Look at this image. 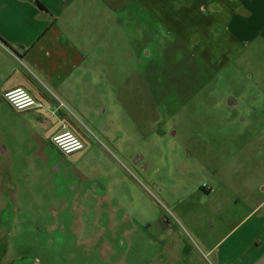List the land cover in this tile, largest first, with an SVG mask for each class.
Instances as JSON below:
<instances>
[{
    "label": "rangeland",
    "instance_id": "obj_1",
    "mask_svg": "<svg viewBox=\"0 0 264 264\" xmlns=\"http://www.w3.org/2000/svg\"><path fill=\"white\" fill-rule=\"evenodd\" d=\"M130 36L128 62L112 65L130 91L72 109L84 152L30 140L12 124L21 112L0 107L2 264H213L202 241L224 208L210 190L234 202L264 181V91L235 64L189 62L165 34L148 47Z\"/></svg>",
    "mask_w": 264,
    "mask_h": 264
},
{
    "label": "crops",
    "instance_id": "obj_2",
    "mask_svg": "<svg viewBox=\"0 0 264 264\" xmlns=\"http://www.w3.org/2000/svg\"><path fill=\"white\" fill-rule=\"evenodd\" d=\"M35 1L48 12L33 0H0V107L15 110L4 95L17 88L42 104L19 113L12 123L30 140L53 145V137L68 130L88 145V134L72 109L94 104L109 92L119 96L130 91V78L125 71L117 75L112 65L128 62L122 54L132 32L146 47L165 34L186 49L189 62L199 61L214 74L235 64L239 77L255 82V92L264 91V0ZM228 106L245 109L235 97ZM50 111L57 125L46 117ZM0 147L4 157L10 154L1 136ZM258 173L264 178V171ZM260 183L234 202L221 197L220 187L210 191L217 197L214 205L224 208L215 217L210 212L220 228L202 241L213 264H264V181Z\"/></svg>",
    "mask_w": 264,
    "mask_h": 264
},
{
    "label": "built area",
    "instance_id": "obj_3",
    "mask_svg": "<svg viewBox=\"0 0 264 264\" xmlns=\"http://www.w3.org/2000/svg\"><path fill=\"white\" fill-rule=\"evenodd\" d=\"M4 100L18 112H26L42 107V104L23 88H17L7 92L4 95ZM52 142L65 156H71L77 152H82L86 148L84 142L68 130L54 136Z\"/></svg>",
    "mask_w": 264,
    "mask_h": 264
},
{
    "label": "flooded vegetation",
    "instance_id": "obj_4",
    "mask_svg": "<svg viewBox=\"0 0 264 264\" xmlns=\"http://www.w3.org/2000/svg\"><path fill=\"white\" fill-rule=\"evenodd\" d=\"M1 148V147H0ZM136 162H141V167L144 166V157L139 155L136 159ZM145 168L147 169L148 168V165L145 166ZM57 171V170H56ZM59 172V170H58ZM5 237L2 236V234H0V264H2V260H3V257L6 255V251H7V247H6V244L4 243L5 241ZM9 264H39L37 261H30V260H22V261H13V262H10Z\"/></svg>",
    "mask_w": 264,
    "mask_h": 264
},
{
    "label": "trees",
    "instance_id": "obj_5",
    "mask_svg": "<svg viewBox=\"0 0 264 264\" xmlns=\"http://www.w3.org/2000/svg\"><path fill=\"white\" fill-rule=\"evenodd\" d=\"M34 1V3L37 5V7L42 11V12H45V13H47L48 11H47V9L39 2V1H35V0H33Z\"/></svg>",
    "mask_w": 264,
    "mask_h": 264
}]
</instances>
